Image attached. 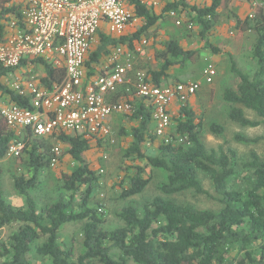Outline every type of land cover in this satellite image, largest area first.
<instances>
[{
	"label": "trees",
	"instance_id": "obj_1",
	"mask_svg": "<svg viewBox=\"0 0 264 264\" xmlns=\"http://www.w3.org/2000/svg\"><path fill=\"white\" fill-rule=\"evenodd\" d=\"M128 1L134 6L136 15L143 19L144 26L134 36L140 39L144 32L158 24L159 18L141 0ZM183 2L170 4L165 11H177L180 6L185 8ZM220 5L221 1L213 0L209 7L190 8L201 27L203 48L215 54L222 50L210 42L209 32ZM14 20L23 25L22 3L0 0V34H4L6 26ZM245 25L256 35L253 52L256 67L252 74L243 72L235 58L228 54L237 85L226 89L223 98L230 105H241L253 111L264 125V10L258 11L254 19H247ZM123 39H114L112 44L123 42ZM161 46L162 51L154 52L160 65L146 73L156 86H163L171 67H184L195 57L193 51L186 50L173 39L163 41ZM104 50L103 45L100 52ZM28 62L44 69L42 84L49 90L66 75L64 68L53 67L45 59ZM14 70L0 63V97L23 108H32L30 96L19 95L3 81ZM122 91L116 96L122 95L123 99L131 102L133 110L126 115L135 124L130 132L123 131V135L130 138L124 155L130 164L121 169L124 175L122 198L141 195L149 185L145 167L135 164L142 160L168 174L167 182L160 188L165 196L188 191L208 194L199 179L200 172L205 174L218 195L219 210H201L157 197L141 211L134 205L124 207L119 214L123 226L109 228L100 208L92 205L99 179L84 157L93 141L103 146V139L60 131L48 137L56 139L60 145L64 144L66 153L73 159L71 173L62 176V188L69 196L60 194L58 200L39 211L30 190L38 183L42 170L52 161L53 149L41 141L47 137H37L30 129L19 133L0 118V160L21 138L25 143L24 152L29 157L27 171L14 174V187L25 199L24 207L13 206L5 199L0 180V229L17 226L7 241H0L1 264H34L30 253L36 242L44 239V243L35 247L36 253L44 260L43 264H264V159L253 154L250 161L242 163L241 172L235 171L232 165L235 151H226L223 147L208 150L204 145L202 122L196 111L189 107L190 102L184 107L178 106L179 110L172 117L174 129L171 130V124L168 132L171 141L166 144L156 135L153 106L144 98L132 100L129 93ZM228 115L242 127L260 125L250 121L243 110L236 107H232ZM211 131L220 135L223 129L212 124ZM237 140L257 142L261 139L237 137ZM150 143L155 145V151L148 155L146 146ZM234 183L241 184L242 189H234ZM75 222L84 223L82 251L77 259L72 250L64 248L59 237L65 225Z\"/></svg>",
	"mask_w": 264,
	"mask_h": 264
},
{
	"label": "rangeland",
	"instance_id": "obj_2",
	"mask_svg": "<svg viewBox=\"0 0 264 264\" xmlns=\"http://www.w3.org/2000/svg\"><path fill=\"white\" fill-rule=\"evenodd\" d=\"M212 0L204 1V4L196 2L190 4L203 7L211 5ZM188 11L179 12L181 26L174 29L171 22L169 26H157L153 31L149 40L152 44V56L150 61L139 60L135 66V71L147 73L149 70L156 69L158 61L154 56V52L162 51V42L167 40H176L189 51L195 53L194 60L187 63L184 67L178 66L170 68V76L163 80V86H170L176 82H201V88L190 102V108L196 111L199 119L202 122L201 134L202 141L208 150H217L223 147L226 151L231 149L235 151L236 158L232 162L233 168L237 172L242 171V163L251 160L253 154L264 159V125L253 111L244 108L241 105H230L224 101V92L226 89L235 88L237 82L235 76L231 72V63L228 54H231L237 66L243 72L252 74L256 61L253 56L254 46L256 43V35L251 30L247 29L245 19L242 20L236 13L234 5L225 2L223 6L216 11L213 19V26L209 32L211 43L222 50L220 54H214L209 50L202 48L200 37L201 27L195 20V14ZM170 24V23H169ZM160 63V62H159ZM213 67L215 74L213 82L206 84L204 81V71L208 67ZM41 67V66H40ZM36 72H40L39 69ZM40 78V75H38ZM132 79V75H131ZM10 78L7 84L11 82ZM12 85V84H9ZM11 87V86H10ZM126 91L130 99L134 100L136 91L134 87H126L122 89ZM123 96H111L109 101L121 102ZM138 102V101H137ZM232 107L242 109L245 116L252 122L260 123L258 127H242L229 118V111ZM177 111V110H176ZM174 118V115H172ZM172 131L175 123L172 119ZM216 124L222 127V134H215L211 131V125ZM135 126L128 119L127 115H115L108 121L110 135L108 139H103V146L98 145L97 141L91 143V148L84 154L86 161L96 171L99 182L96 186L95 193L92 199V205L100 208L104 217L107 220V227L117 228L123 226V221L119 214L122 209L129 205H134L139 211L157 197H164L178 204L192 205L201 210H219L217 202L218 195L216 194L213 184L209 177L203 173H199V179L208 194H197L193 191L184 192L178 195L165 196L160 188L167 182L168 174L160 169H154L147 165L145 161H137L135 164L145 167V176L150 179V183L145 191L138 196L128 199L122 198V180L123 174L121 169L130 164V161L125 159V149L127 148L130 138L123 135V131L130 132ZM79 134V133H73ZM237 137H242L248 140L261 139L257 142H244L237 140ZM40 140V139H39ZM113 141L112 143L109 142ZM47 146L59 148L60 156L57 163L49 162L42 170L39 176L38 183L30 190V195L37 204L40 210L50 206L54 201L59 199L60 194H66L63 190L62 176L70 174L74 167L72 157L66 153L64 144L56 143L54 138L41 139ZM25 146V145H24ZM155 145L148 144L146 152L148 155L154 154ZM50 157V155H49ZM48 157V158H49ZM52 157V158H51ZM53 160V156L51 155ZM29 157L23 151L20 156L7 155L0 160V180L4 191L5 199L16 207H24L25 199L20 196L14 187V174H23L27 171V163ZM233 188L241 190L242 185L234 183ZM67 198L69 194H66ZM79 197H77V200ZM84 223L75 222L65 225L59 233L60 241L64 248L72 250L75 259L82 251L81 239ZM17 226L12 225L0 229V241H7L11 234L16 230ZM44 240H39L33 247L30 253V259L34 264H43L41 257L36 253V245H41ZM3 262L0 259V264ZM129 264H136L130 262Z\"/></svg>",
	"mask_w": 264,
	"mask_h": 264
},
{
	"label": "built area",
	"instance_id": "obj_3",
	"mask_svg": "<svg viewBox=\"0 0 264 264\" xmlns=\"http://www.w3.org/2000/svg\"><path fill=\"white\" fill-rule=\"evenodd\" d=\"M19 1L23 25L14 20L9 25L11 32L0 34V63L8 69H17L24 61L43 58L57 68H64L66 75L50 90L39 88L34 72H30L24 82L16 83L14 90L21 96H30L32 108H23L0 98V118L11 129L19 133L30 129L37 137L64 131L108 139L110 118L130 114L133 110L129 100L110 102L109 98L129 85L134 87L138 97L153 106L156 135L166 144L170 143L172 105L186 106L202 83L188 81L156 86L146 73L135 71L136 56L145 55L146 40L132 51L117 46L108 64L88 84L85 83V62L102 21L105 20L111 33L118 37L138 22V16L126 7V0ZM245 1L252 7L248 19H254L258 11L264 10L262 0ZM141 2L156 4L154 0ZM169 14L174 19L180 18L176 10ZM176 24L180 25L181 21L176 19ZM214 74L211 66L204 71L206 84L213 82ZM24 145L23 138L16 141L8 155L20 156ZM53 155L52 163H57L59 148L53 149Z\"/></svg>",
	"mask_w": 264,
	"mask_h": 264
},
{
	"label": "crops",
	"instance_id": "obj_4",
	"mask_svg": "<svg viewBox=\"0 0 264 264\" xmlns=\"http://www.w3.org/2000/svg\"><path fill=\"white\" fill-rule=\"evenodd\" d=\"M17 1L20 3L19 0H17ZM154 1L156 2L155 5H146V4L145 5L148 8H150L151 12L156 17L159 18L158 24L155 27L150 28L148 31L144 32L140 36V39H136L134 36L144 26L143 19L141 17H138V22L135 25L128 27V29L125 31V33L121 37L113 35L110 31L109 24L105 20L102 21L100 28H99L97 34L95 35V37L93 39V43H92L90 52H89L87 59H86V62H85V75H86L85 83L86 84H88V82L98 74L97 72H100L105 67V65L108 64L110 55L117 46L123 47L125 51H132L136 47L141 46L142 42L144 40H146L147 45L144 46L145 55L144 56H136L135 66L139 62V60L150 61L153 52L151 51L152 50V44L149 40V37H151L155 28L158 25L171 27L172 25H171L170 21H172V24L174 25L172 27L174 29L181 26V25L176 24V19H179L180 21H181V19L180 18L174 19L169 14V12L173 9H171L168 12L165 11L167 9V6L170 4H174V3L180 4L181 1H184L186 7L183 8V6H180L179 8H177L178 9L177 11H178V13L182 12V11H184V13H186L185 11H188L187 8H189V10L191 8V7H189L190 4H193V3L195 4L196 2H200V4H204V1H206V0H174V1H171V0H154ZM219 1H221L220 7L223 6L225 2L230 3V6L234 5L236 13L239 15V17L242 20L245 19V21L248 19L249 14L252 12V7H251L250 3L245 1V0H239V1H235V2L230 1V0H219ZM262 1L264 2V0H262ZM212 4H213V0H212ZM125 5L130 11H133L136 14L134 6L128 0L125 1ZM211 5H207L206 7H209ZM192 7L205 8V6L199 7L196 5H193ZM191 13H193V12L191 11ZM9 25H10V23L4 29V34H9L11 32V28L9 27ZM121 38H124L123 42H118L116 45L112 44V40L121 39ZM209 40H210V37H209ZM201 41H202V38H201ZM210 42H211V40H210ZM103 45L105 47V50L100 52V49L103 47ZM202 45L204 46L203 41H202ZM203 46H202V48H203ZM205 50H208V49H205ZM45 60H47V59H45ZM28 61H31V60H27V62L25 64L21 65L19 68L15 69L11 74H9L7 77H5L3 79L4 83L7 84L6 82H8L10 78H13V80L11 82H9V84H12L10 86L13 88L16 83L24 82L25 79L29 78L30 72H34L36 74V81H37V85L39 86V88L49 90L47 86H44L42 84V79L45 77L44 69L42 67H40V65L31 64ZM47 61L49 62V64H51L53 67H55L52 62H50L49 60H47ZM180 68H182V67H180ZM37 69H39L40 72H36ZM167 73H168V76H170V71H168ZM38 75H40V78ZM176 83H179V82H176ZM176 83H174V84H176ZM9 84H7V85H9ZM53 85H52V87H53ZM126 87L128 88L130 86L127 85ZM112 96H116V94L112 95ZM0 98L3 99L2 97H0ZM3 100L10 102L9 99H6V98H4ZM110 102H112V101H110ZM176 110L177 111L179 110L177 103L172 105L171 115H175L177 113ZM113 116H115V115H113Z\"/></svg>",
	"mask_w": 264,
	"mask_h": 264
}]
</instances>
